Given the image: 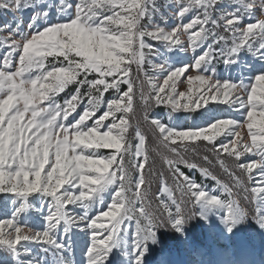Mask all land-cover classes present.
Instances as JSON below:
<instances>
[{
	"label": "snow or ice",
	"instance_id": "1",
	"mask_svg": "<svg viewBox=\"0 0 264 264\" xmlns=\"http://www.w3.org/2000/svg\"><path fill=\"white\" fill-rule=\"evenodd\" d=\"M0 10L31 13L26 27L0 24V264H77V238L79 264H148L157 233L182 236L195 220L264 231V0H0ZM168 12L180 23L169 27ZM151 151L174 182L159 172L155 208Z\"/></svg>",
	"mask_w": 264,
	"mask_h": 264
},
{
	"label": "rangeland",
	"instance_id": "2",
	"mask_svg": "<svg viewBox=\"0 0 264 264\" xmlns=\"http://www.w3.org/2000/svg\"><path fill=\"white\" fill-rule=\"evenodd\" d=\"M166 14L169 17L167 21L169 27L180 23L178 18H172L171 12H168ZM194 14V12L187 14L183 22H189ZM30 15L31 13L29 11H25L22 13H11L5 10H0V24H3L5 21H7L8 23H13L14 21L22 18L25 22L26 27V22L29 20ZM258 15L259 13H257V16ZM157 22L161 24L164 23V21L159 17H157ZM245 22H249L247 18ZM183 39L186 42L187 38L183 37ZM148 42L154 45L156 44L155 41ZM189 55H191V53H189ZM245 59H247V56H245ZM217 67L220 68V74L224 75L225 73L223 71V66L218 65ZM179 90L183 91L184 85H181L179 87ZM71 91H74V87L66 90V92L62 93L58 97V99L63 100L67 95L71 94ZM112 95H114V93L110 91V93L106 94V97L111 98ZM221 107L226 109V106ZM102 110L103 109H101V111ZM154 111L156 113H160L163 111V109H155ZM99 114L100 113H97V115ZM221 115L231 116L238 121L242 120V117L238 112L230 111L227 109L223 113H221ZM142 116L143 113L138 107L136 116L132 121L133 125L136 124L137 118H139L142 122ZM88 123L91 124L92 120H89ZM190 123V120L186 123L182 118L178 122V126L186 128ZM246 133L247 129H244L243 134L245 136ZM148 136L150 150L156 148V142L152 139L150 132L148 133ZM218 139H223V137H220ZM101 151L107 152L108 150ZM187 158L197 159L198 162L203 163L202 160H200L198 157H195V155L191 152L187 154ZM252 159H258V157L245 155L241 157L240 162H248ZM153 160L155 161L153 171L157 173V175L148 176L150 185L147 187V191L149 194V199L152 201V205L155 208L159 203V201H157L155 197L161 189V183L158 175L159 172L162 170L165 171L167 175V183L170 187H174V182L171 178V175L167 173V166L163 164L160 156H158L155 151H151L150 163ZM227 163L229 167L235 169V165L231 160L227 161ZM180 167L183 171H185L186 174L200 182L198 176H196L199 175L198 172H196L195 170L189 171L188 169L184 168L183 165H181ZM214 168H218V166H214ZM235 170L237 171V173H239L238 169ZM215 175H217L218 178H220L225 183L230 182L227 174L220 169L218 174ZM201 179L202 181L200 183L204 184L205 187H207L210 191L215 188L214 181L210 184L209 182H204V178L201 177ZM107 198L110 199V197ZM162 198L165 200L167 199L166 196ZM243 206L247 207L245 204H243ZM69 207L71 208L72 206L69 205ZM191 224L187 227L184 235L182 236L178 235L175 232L165 231L157 233L159 243L150 246V252L147 256L148 264H154L155 261L161 258H163L167 262V264H264V231H261V229L256 224L252 222H249L247 225L241 224L238 228L234 227L231 233L227 232L225 226L215 218L211 219L208 223H205L203 220H195ZM30 247L36 250L35 245H30ZM81 247L82 245L80 244L79 238H77L75 257L77 264H79L80 260L82 259L80 251ZM4 255L6 254L0 252V256Z\"/></svg>",
	"mask_w": 264,
	"mask_h": 264
},
{
	"label": "trees",
	"instance_id": "3",
	"mask_svg": "<svg viewBox=\"0 0 264 264\" xmlns=\"http://www.w3.org/2000/svg\"><path fill=\"white\" fill-rule=\"evenodd\" d=\"M182 119V118H181ZM180 119V120H181ZM211 171H213L214 172V174H218V172H219V168H211L210 169ZM196 176H198V178H199V181L201 182L202 181V179H201V176H199V175H196ZM204 182H209L210 184L213 182V181H210V180H205ZM242 204H245L247 207H248V204H247V202H245V201H243L242 200ZM192 225V224H191Z\"/></svg>",
	"mask_w": 264,
	"mask_h": 264
},
{
	"label": "bare ground",
	"instance_id": "4",
	"mask_svg": "<svg viewBox=\"0 0 264 264\" xmlns=\"http://www.w3.org/2000/svg\"><path fill=\"white\" fill-rule=\"evenodd\" d=\"M246 264H250V263H246Z\"/></svg>",
	"mask_w": 264,
	"mask_h": 264
}]
</instances>
